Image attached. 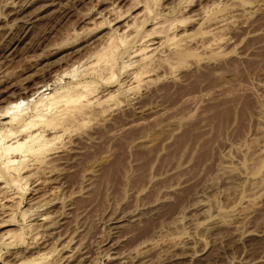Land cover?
I'll return each mask as SVG.
<instances>
[{"label":"rangeland","instance_id":"rangeland-1","mask_svg":"<svg viewBox=\"0 0 264 264\" xmlns=\"http://www.w3.org/2000/svg\"><path fill=\"white\" fill-rule=\"evenodd\" d=\"M132 16L148 35L183 19L171 25L183 57L162 46L139 86ZM110 38L112 79H82ZM73 79L100 101L20 191L0 179V203L13 198L0 237L18 232L0 264H264V0H0V113L31 115Z\"/></svg>","mask_w":264,"mask_h":264},{"label":"bare ground","instance_id":"bare-ground-1","mask_svg":"<svg viewBox=\"0 0 264 264\" xmlns=\"http://www.w3.org/2000/svg\"><path fill=\"white\" fill-rule=\"evenodd\" d=\"M143 6V4H142ZM214 8V7H213ZM212 8V9H213ZM216 8V7H215ZM147 9V8H145ZM142 10V9H141ZM140 10V12H141ZM150 10V9H149ZM208 12L210 11V9H207ZM207 10H204L207 12ZM144 7L142 10V13H144ZM202 11V10H201ZM146 12V11H145ZM148 12V9H147ZM206 12H203L206 13ZM202 13V12H201ZM212 13V11H211ZM138 14V13H137ZM136 14V15H137ZM147 14V13H146ZM199 14V13H198ZM208 14V13H207ZM221 14V13H220ZM226 15V14H225ZM139 16V15H138ZM142 16V14H141ZM150 16V15H148ZM205 16L201 14V17ZM218 15H216L217 17ZM133 17V16H132ZM131 17V18H132ZM176 17V16H175ZM197 17V16H196ZM207 17V16H206ZM205 17V18H206ZM122 18V17H120ZM118 18V19H120ZM125 18V17H124ZM130 18V19H131ZM134 18L138 19V17H133L132 20H134ZM162 18V17H161ZM177 18V17H176ZM175 18V19H176ZM193 18V17H192ZM203 18V17H202ZM204 18V19H205ZM215 18V17H214ZM226 16L225 17H219V19L217 20L216 18V22L219 26H222V24H226ZM137 19L135 21L132 22V20H130L131 22H125L122 24L123 29L122 31L127 33V31H133L134 35H135V42L138 44L137 47L134 45V43H132V45H134V50L131 52V50L129 51L130 55L134 58V63L133 65H136V70L129 72L128 76H127V80H129L130 84L133 86H139L143 83H145L144 81H146L145 77L147 76V71H148V66L149 64H151L150 62L152 61V57L154 55H156L160 49L163 47H167L169 49L172 48H176L177 50H179V52H181L180 50L181 47L184 48V45L181 46L180 43L183 40H181L180 38L182 37H177L180 39V41L175 37V34L172 33L171 29V25H174V27L178 24H182L181 21H179V19L177 21H172V23L176 22L178 24H172L171 22H168V20H165V22H163L161 19V21L158 19L157 21H155L154 23V29H152V32L154 31L153 34H156L157 37H155L156 41L155 43H151L152 41L149 40L148 37L153 36V34L148 35L149 33H144V32H140V26H137L136 23ZM143 19V18H142ZM163 19V18H162ZM173 19V20H175ZM195 19V18H194ZM197 19V18H196ZM156 20V19H155ZM203 20V19H202ZM117 21V20H116ZM119 21V20H118ZM121 21V20H120ZM128 21V20H126ZM144 21V20H143ZM171 21V20H170ZM196 21V20H195ZM136 24H135V23ZM168 22L170 25H167ZM211 22V21H210ZM166 23V24H165ZM209 23V22H208ZM140 24V23H139ZM138 24V25H139ZM142 25V24H141ZM212 25V24H211ZM206 26V25H205ZM213 26V25H212ZM215 26V25H214ZM213 26V27H214ZM120 27V26H119ZM173 27V26H172ZM176 27V28H177ZM218 27V26H216ZM215 27V28H216ZM213 28V29H215ZM116 29V28H115ZM179 29V28H178ZM218 29V28H217ZM175 30V28H174ZM211 30V29H210ZM220 30V29H219ZM151 32V31H150ZM176 33V32H175ZM211 33H213L211 31ZM211 33L207 34L210 36ZM216 33V32H214ZM206 34V33H205ZM120 35V34H119ZM128 35V34H127ZM130 35V34H129ZM128 35V36H129ZM133 35V34H132ZM133 35V36H134ZM204 35V34H201ZM212 35V34H211ZM114 36V35H113ZM125 36V35H123ZM131 36V35H130ZM133 36H131V39L134 40V38H132ZM177 36V35H176ZM115 37V36H114ZM127 38V36H125ZM124 37V38H125ZM212 37V36H211ZM214 37V35H213ZM117 38V37H116ZM130 38V37H129ZM176 38V39H175ZM205 38V37H204ZM115 39V38H114ZM112 38H110V40L108 41V43L105 45V48H102L103 50L97 54H94V59L95 61H93L94 59L91 60V63L86 64V66H83L84 69L82 70L83 73L81 74V70H80V74L82 75V79H97L100 80L102 79H112V76L110 74L111 69L109 66V64L107 65L108 61L110 63V60L115 58V52L113 51L114 49H116V47L114 48V46H111L110 44L112 43L111 41L114 40ZM118 39V38H117ZM154 39V38H153ZM202 39V38H201ZM207 39V38H206ZM213 39V38H212ZM116 40V39H115ZM120 40V39H119ZM177 40V41H176ZM151 41V42H150ZM200 41V40H199ZM204 41V40H203ZM16 42V41H15ZM111 42V43H110ZM120 42V41H119ZM118 42V43H119ZM134 42V41H133ZM185 40L183 41L184 44ZM202 42V41H201ZM182 43V42H181ZM210 43V42H209ZM215 43V42H214ZM13 44V43H12ZM120 44V43H119ZM118 45V44H117ZM116 45V46H117ZM124 44H122L121 47ZM179 45V47H178ZM196 45V44H195ZM201 47L202 45L199 44ZM215 45V44H214ZM217 45V44H216ZM126 46V45H125ZM181 46V47H180ZM213 46V44H212ZM210 47V48H215V47ZM113 48L111 50V48ZM150 47H152L150 49ZM180 49H178V48ZM207 47V46H206ZM205 47V48H206ZM147 48L150 49L149 54H144V51L146 52ZM203 46V49H205ZM136 49V50H135ZM207 49V48H206ZM205 49V50H206ZM9 50V49H8ZM118 50V49H117ZM165 50V49H164ZM175 50V49H174ZM176 50V53H177ZM6 51V50H5ZM162 51V49H161ZM171 51V50H170ZM184 51V50H183ZM183 51L180 53L181 55H179L180 57H183ZM165 52V51H163ZM173 52V51H172ZM159 54V53H158ZM93 56V55H92ZM115 56V57H114ZM130 56V58H131ZM162 56V55H161ZM166 56V55H165ZM164 57V55L162 56ZM91 58V57H90ZM132 58V59H133ZM160 58V57H159ZM166 58V57H165ZM127 59V58H126ZM155 59V58H154ZM162 59V58H161ZM115 60V59H113ZM87 61V60H86ZM85 61V62H86ZM93 61V62H92ZM130 61V60H129ZM128 61V62H129ZM166 62L168 63V61L166 60ZM172 62V61H171ZM182 62V61H181ZM87 63V62H86ZM170 63V62H169ZM168 63V65L170 66V64ZM176 63V62H175ZM179 63V62H178ZM183 63V62H182ZM112 64V63H111ZM181 64V63H180ZM154 65V64H153ZM116 66V65H115ZM173 66V64H172ZM180 66V65H179ZM80 67V66H79ZM109 69H108V68ZM150 67V66H149ZM171 67V66H170ZM76 68V67H75ZM77 69V68H76ZM82 69V68H81ZM123 69V67H122ZM121 69V70H122ZM75 70V69H74ZM78 71V70H77ZM106 71H108V75L110 74V77H107L106 75ZM113 71V70H112ZM79 72V71H78ZM78 72H70L69 77H73L76 78V73ZM112 73V72H111ZM64 73H62L61 75H63ZM113 74V73H112ZM172 74V73H171ZM80 75V76H81ZM106 75V78H105ZM146 75V76H145ZM60 76V75H59ZM67 76L68 74L67 72L63 75V77ZM79 76V77H80ZM115 76V75H114ZM126 76V75H125ZM149 76V75H148ZM147 76V77H148ZM62 76L57 79L58 82H60V80L63 78ZM78 77V75H77ZM55 78V77H54ZM66 78V77H65ZM72 79V78H71ZM80 79V78H79ZM75 80L74 81H69L66 83V85H64L63 87H60L59 89L55 90L54 92H52L50 95H42L41 97L38 98V101L36 100V104L33 106V111L32 113H30L31 115H27L24 113L23 108L21 110L20 104H8L9 106L6 107V109L1 110L2 112L0 113V121L3 119H7V121L3 122L5 125L4 128L1 130L0 129V179H2V183L5 186H9L12 188H18L16 189L17 191L21 188V183L25 180L23 178L24 172L30 168H35L37 166L38 163L42 164V162L44 163V160L47 156L45 155L46 151H48L47 147L49 144L52 143V141L57 140L59 138H62L60 136H64L63 134H65V136L70 132V130H73L74 125H76L77 123V119L82 117H85L84 115H87V109H89L90 104L92 105V102L94 104L97 105L98 98L97 97H93L94 95H92V89L90 90L89 87L91 85H93V83L91 82H87L83 81V80ZM109 79V81H110ZM56 80V79H55ZM126 80V79H125ZM149 80V79H148ZM147 80V81H148ZM62 81V80H61ZM107 81V80H106ZM104 82V81H103ZM108 82V81H107ZM113 82V81H112ZM128 82V81H127ZM128 82V83H129ZM62 83V82H61ZM124 83V82H123ZM91 84V85H90ZM108 84V83H107ZM122 84V83H121ZM56 86V85H55ZM94 88V87H93ZM134 88V87H133ZM122 89V88H121ZM129 90V89H128ZM44 91V90H43ZM99 91V90H98ZM127 91V90H126ZM92 92V93H91ZM130 93V92H129ZM38 94V93H36ZM119 94V93H118ZM125 94V93H124ZM39 95V94H38ZM41 95V93H40ZM33 96V95H32ZM96 96V95H95ZM35 97V96H34ZM33 98V97H32ZM105 98V97H104ZM97 100V101H96ZM97 102V103H96ZM103 102V101H102ZM22 106V105H21ZM28 106V105H27ZM89 106V107H88ZM97 107V106H96ZM102 107V106H100ZM43 108L45 109H50L49 113L46 111V113H48V115L43 112ZM32 109V108H31ZM43 109V110H42ZM29 110V109H28ZM107 110V109H106ZM89 112V111H88ZM45 113V114H44ZM89 114V113H88ZM91 114V113H90ZM88 117V115H87ZM85 117V118H87ZM79 121V119H78ZM86 122V121H85ZM2 123V122H1ZM82 123V122H81ZM83 124V123H82ZM1 125V126H2ZM76 127V126H75ZM71 131V133H72ZM58 133H61L62 135H58ZM67 133V134H66ZM70 133L69 136H71L72 134ZM64 136V137H65ZM46 137H49V139H47ZM68 137V135H67ZM60 143V142H59ZM61 144V143H60ZM52 146H55V144ZM61 146V145H60ZM49 148V147H48ZM55 148V147H54ZM51 150V149H50ZM49 150V151H50ZM55 150V149H54ZM65 150V149H64ZM53 152V151H52ZM51 153V152H50ZM48 155V154H47ZM45 156V158H43ZM49 160V159H48ZM49 163V162H48ZM39 164L40 167H42ZM36 165V166H35ZM43 165V164H42ZM34 166V167H33ZM39 166H37L38 168H40ZM36 167V168H37ZM44 167V166H43ZM35 168V170H36ZM42 169V168H41ZM33 171V170H32ZM28 172V171H27ZM28 174V173H27ZM29 175V174H28ZM26 178V177H25ZM2 185V186H3ZM1 187V188H4ZM24 186V185H23ZM25 187V186H24ZM7 189V188H6ZM9 189V188H8ZM1 190V189H0ZM5 190V189H4ZM14 189H12L13 191ZM9 191V190H8ZM11 191V190H10ZM20 191V190H19ZM5 192V191H4ZM7 192V191H6ZM22 192V191H21ZM5 194V193H4ZM15 194V193H14ZM7 195V194H6ZM9 196V195H8ZM17 196V195H16ZM15 196V197H16ZM14 197V200H16ZM4 199V198H3ZM12 202H13V198L10 195V197H5V200L0 203V211L4 214H6V216L10 217L12 215ZM6 203V204H5ZM4 204V205H3ZM15 208V207H14ZM16 212V211H15ZM23 213V212H22ZM13 217V215H12ZM25 217V216H24ZM7 218V217H6ZM11 218V217H10ZM40 218V217H39ZM24 219V218H23ZM41 219V218H40ZM48 219V218H47ZM42 221H45L46 218H42ZM12 222V221H10ZM41 224V223H40ZM35 227V226H34ZM28 230V229H27ZM30 230V229H29ZM13 232V231H12ZM18 233V232H17ZM16 233V234H17ZM15 233H4L1 235L0 237V243H10V240L13 241L15 240V237L17 238V235ZM22 239V238H21ZM20 242V241H19ZM14 243V242H13ZM19 244V243H18ZM45 255L39 256L37 257V259H35L34 261H29V262H25V263H21V264H39L40 262H42L45 259ZM45 262V261H44Z\"/></svg>","mask_w":264,"mask_h":264}]
</instances>
